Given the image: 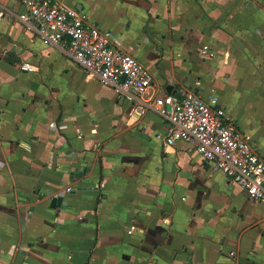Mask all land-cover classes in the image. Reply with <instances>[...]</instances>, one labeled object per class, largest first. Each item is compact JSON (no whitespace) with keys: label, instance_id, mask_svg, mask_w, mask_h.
<instances>
[{"label":"crops","instance_id":"1","mask_svg":"<svg viewBox=\"0 0 264 264\" xmlns=\"http://www.w3.org/2000/svg\"><path fill=\"white\" fill-rule=\"evenodd\" d=\"M61 1L152 71L146 99L217 94L264 157V0ZM0 6V264H264V200Z\"/></svg>","mask_w":264,"mask_h":264},{"label":"built area","instance_id":"2","mask_svg":"<svg viewBox=\"0 0 264 264\" xmlns=\"http://www.w3.org/2000/svg\"><path fill=\"white\" fill-rule=\"evenodd\" d=\"M19 2L23 9L17 16L29 30L58 46L90 75L133 103L140 115L155 109L169 124L163 136L165 145L187 141L213 170L222 171L250 198L264 200V157L219 105L217 94L205 98L195 90L183 89L146 99L154 84L152 71L133 53L115 45L111 31L102 30L82 11L61 0ZM5 15V7L0 6V22ZM21 68L38 69L30 62H24ZM136 228L132 224L129 231Z\"/></svg>","mask_w":264,"mask_h":264},{"label":"water","instance_id":"3","mask_svg":"<svg viewBox=\"0 0 264 264\" xmlns=\"http://www.w3.org/2000/svg\"><path fill=\"white\" fill-rule=\"evenodd\" d=\"M171 86H172V85H169V86H168V90L171 89ZM72 174L77 175V174H79V173H75V172H74V173H72ZM80 174H81V173H80ZM62 199H63L62 196H60V197H54V199H53V204H54V206H55V202H58V203L60 204L61 201H62Z\"/></svg>","mask_w":264,"mask_h":264}]
</instances>
